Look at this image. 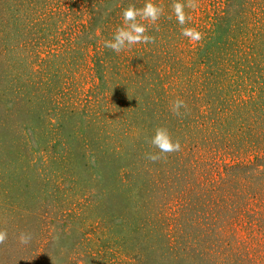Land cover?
<instances>
[{
  "label": "rangeland",
  "instance_id": "rangeland-1",
  "mask_svg": "<svg viewBox=\"0 0 264 264\" xmlns=\"http://www.w3.org/2000/svg\"><path fill=\"white\" fill-rule=\"evenodd\" d=\"M101 1L0 0V264H264V0H199L198 43L158 0L103 71L94 15L145 0ZM157 126L182 148L152 162Z\"/></svg>",
  "mask_w": 264,
  "mask_h": 264
},
{
  "label": "clouds",
  "instance_id": "clouds-1",
  "mask_svg": "<svg viewBox=\"0 0 264 264\" xmlns=\"http://www.w3.org/2000/svg\"><path fill=\"white\" fill-rule=\"evenodd\" d=\"M171 14L167 19L175 17L181 26L180 34L188 39L189 42L198 43L203 39V34L197 27L192 26L191 12L199 7V0H173ZM166 15V8L158 0H145L142 7L130 3L122 9V23L114 30L110 39L104 41V47L116 54L125 50H130L135 45H148L156 42V37L149 34L150 28L155 27L158 31V21ZM170 111L174 116L180 117L188 110L187 102L177 97L170 101ZM184 110L182 113L181 110ZM148 144L157 149L156 152L146 153V158L152 162L167 159V155L181 150L182 145L179 139L173 137L166 126H157L154 135L148 140ZM8 239L6 228L0 229V244H4ZM32 239L29 232H20L17 240L22 245H27Z\"/></svg>",
  "mask_w": 264,
  "mask_h": 264
},
{
  "label": "trees",
  "instance_id": "trees-1",
  "mask_svg": "<svg viewBox=\"0 0 264 264\" xmlns=\"http://www.w3.org/2000/svg\"><path fill=\"white\" fill-rule=\"evenodd\" d=\"M93 1V4H92V8L94 9V7L95 6H99L100 8H101V11H100V13L102 14V13H104V11H108V10H110L111 8H110V6H111V1H109L110 2V6L108 5V4H106L104 1H101V0H92ZM112 7V6H111ZM117 7V5L115 6V11H114V13H112V14H109V15H105V16H101V15H99L98 17L96 16V15H94V18L96 19V28L98 27V28H102L103 27V23H106V22H104L103 20H106L108 23H109V20L111 19V17L114 19V22H115V25L116 26H119L120 25V23L122 22L121 21V13H119V8H116ZM94 11V10H93ZM99 13V14H100ZM108 23H106V24H108ZM109 25V24H108ZM96 28H95V30H96ZM94 30V31H95ZM104 31H106L105 33L107 34V36L105 37V39H108V37L110 36V33L108 32V27L104 30ZM98 35H101V34H98ZM111 36H112V34H111ZM111 38V37H110ZM104 41L105 40H103V42H102V44H101V46H99V48L98 49H102V52H99L98 50L95 52V54H94V63H95V66H96V69H102V71L104 70V68H105V65H104V62H105V60H106V57H107V51H109V49H106L105 47H104ZM106 49V50H105ZM134 78V77H133ZM132 90H134L133 89V87H132ZM135 103V100L132 102V104H134ZM127 106V105H126ZM120 109V108H119Z\"/></svg>",
  "mask_w": 264,
  "mask_h": 264
}]
</instances>
